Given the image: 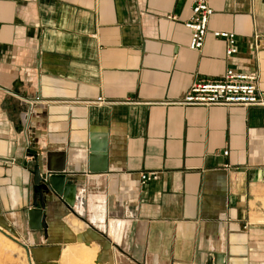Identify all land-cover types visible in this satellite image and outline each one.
<instances>
[{
	"label": "crops",
	"instance_id": "obj_1",
	"mask_svg": "<svg viewBox=\"0 0 264 264\" xmlns=\"http://www.w3.org/2000/svg\"><path fill=\"white\" fill-rule=\"evenodd\" d=\"M208 3L191 50L193 0H0V227L103 236L117 262L264 264V106L181 103L227 69L264 93V0ZM214 31L235 34V55ZM91 136L103 172L87 171ZM29 153L76 187V214L49 197L47 236L28 227Z\"/></svg>",
	"mask_w": 264,
	"mask_h": 264
},
{
	"label": "built area",
	"instance_id": "obj_2",
	"mask_svg": "<svg viewBox=\"0 0 264 264\" xmlns=\"http://www.w3.org/2000/svg\"><path fill=\"white\" fill-rule=\"evenodd\" d=\"M212 9L208 0H193L191 13L184 25L190 31L188 47L201 49L207 32V23ZM213 36L225 41V55L231 57L237 53V38L228 31H214ZM255 37V36H254ZM256 39V38H255ZM37 99V98H36ZM95 102H104L100 97ZM185 105H257L264 106V93L257 86L255 72L242 73L227 69L219 80L196 82L189 88L184 99ZM227 152L224 151V154ZM155 172L140 174V183L157 179Z\"/></svg>",
	"mask_w": 264,
	"mask_h": 264
},
{
	"label": "rangeland",
	"instance_id": "obj_3",
	"mask_svg": "<svg viewBox=\"0 0 264 264\" xmlns=\"http://www.w3.org/2000/svg\"><path fill=\"white\" fill-rule=\"evenodd\" d=\"M72 220V228L78 224L82 225L77 219L72 218ZM82 221L85 222L84 219ZM0 228L27 245L30 257L29 262L25 250L20 245L0 234V264H133L123 259L118 262L117 259L114 260L111 253L118 255L119 252L114 248L109 253V249L113 247H110L103 236L95 238L98 240L88 238L82 241L71 231L72 235L67 238L52 237L46 244H43L39 237L29 242L27 238L29 230L24 227L18 231L6 227Z\"/></svg>",
	"mask_w": 264,
	"mask_h": 264
},
{
	"label": "water",
	"instance_id": "obj_4",
	"mask_svg": "<svg viewBox=\"0 0 264 264\" xmlns=\"http://www.w3.org/2000/svg\"><path fill=\"white\" fill-rule=\"evenodd\" d=\"M89 155L87 158V171L92 172H103L106 170L104 165L105 150L103 145L100 147L95 145L94 137H90L89 144ZM32 159L33 167L30 170L32 174V182L34 185V193L32 198V206L27 211V220L30 229H42L44 235L47 236V223L46 214L43 212L44 208L48 204L49 197L56 196L61 199L64 207L73 214L75 206V191L76 187L73 183H65V172H62L60 168H53L49 166L46 161L45 173L42 172L40 167V160L37 154H28ZM98 158H97V157ZM100 160V164L97 166L96 161ZM94 163L96 166H94ZM62 186V191L60 189ZM39 202V206H38ZM50 203V201H49ZM38 215V220L32 222V216ZM0 234H2L7 239L20 245L26 252L27 258L30 262L29 250L27 245L18 241L15 237L0 228Z\"/></svg>",
	"mask_w": 264,
	"mask_h": 264
},
{
	"label": "bare ground",
	"instance_id": "obj_5",
	"mask_svg": "<svg viewBox=\"0 0 264 264\" xmlns=\"http://www.w3.org/2000/svg\"><path fill=\"white\" fill-rule=\"evenodd\" d=\"M35 220H38V215L32 216V222ZM2 235V234H1ZM3 236V235H2ZM6 238V237H5ZM1 239V238H0ZM9 240V239H8ZM11 241V240H10Z\"/></svg>",
	"mask_w": 264,
	"mask_h": 264
}]
</instances>
